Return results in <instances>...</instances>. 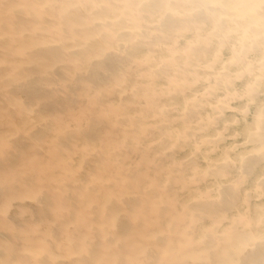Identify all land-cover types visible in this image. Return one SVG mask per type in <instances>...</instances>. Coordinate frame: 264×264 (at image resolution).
Masks as SVG:
<instances>
[{
	"label": "bare ground",
	"instance_id": "6f19581e",
	"mask_svg": "<svg viewBox=\"0 0 264 264\" xmlns=\"http://www.w3.org/2000/svg\"><path fill=\"white\" fill-rule=\"evenodd\" d=\"M0 264H264V0H0Z\"/></svg>",
	"mask_w": 264,
	"mask_h": 264
}]
</instances>
